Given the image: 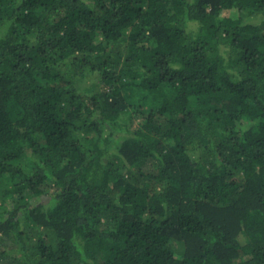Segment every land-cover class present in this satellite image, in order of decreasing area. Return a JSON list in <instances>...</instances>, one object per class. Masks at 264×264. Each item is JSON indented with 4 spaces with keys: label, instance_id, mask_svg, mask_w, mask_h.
I'll use <instances>...</instances> for the list:
<instances>
[{
    "label": "trees",
    "instance_id": "trees-1",
    "mask_svg": "<svg viewBox=\"0 0 264 264\" xmlns=\"http://www.w3.org/2000/svg\"><path fill=\"white\" fill-rule=\"evenodd\" d=\"M0 264H264V0H0Z\"/></svg>",
    "mask_w": 264,
    "mask_h": 264
}]
</instances>
